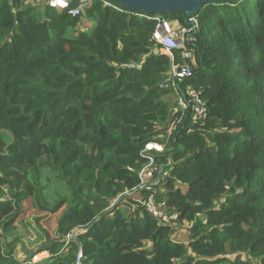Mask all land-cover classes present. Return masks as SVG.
<instances>
[{
	"label": "trees",
	"instance_id": "obj_1",
	"mask_svg": "<svg viewBox=\"0 0 264 264\" xmlns=\"http://www.w3.org/2000/svg\"><path fill=\"white\" fill-rule=\"evenodd\" d=\"M31 1L0 0V264L44 252L35 264H74L79 251L84 264H264V0L203 5L181 80V52L153 36L160 20L193 27L185 13L95 0L80 30V16ZM149 144L174 223L138 190ZM183 222L187 243L174 239Z\"/></svg>",
	"mask_w": 264,
	"mask_h": 264
},
{
	"label": "built area",
	"instance_id": "obj_2",
	"mask_svg": "<svg viewBox=\"0 0 264 264\" xmlns=\"http://www.w3.org/2000/svg\"><path fill=\"white\" fill-rule=\"evenodd\" d=\"M95 0H47L46 4L51 8H57L60 10H67L72 16H80L83 22L84 15L88 7L92 5ZM190 22L193 27L183 26L176 21L160 20L154 33V39L160 43L165 52L172 56L173 50H179L183 59L181 65H175L172 70V79L181 80L192 75V65L188 61L193 59V53L187 48V39L191 33L192 28H196L195 19L191 18ZM175 84V83H173ZM172 84V85H173ZM162 87H167L164 85ZM190 103H192V109L197 120L204 123L208 118V107L206 102L201 98L200 94L190 89ZM181 105L187 107L185 100L181 99ZM155 144H149L145 150V156L147 163L139 171L140 184L138 190H147L149 194L145 197L143 204L149 213H151L160 223L170 224L178 220V213L170 212L167 208L166 201L157 202L155 197L158 193L155 184L159 182L156 177V173L160 172V167L157 165L156 159L149 152L153 149ZM71 235L66 237V245L70 241ZM84 255L82 251H79L76 255L74 264H84Z\"/></svg>",
	"mask_w": 264,
	"mask_h": 264
},
{
	"label": "water",
	"instance_id": "obj_3",
	"mask_svg": "<svg viewBox=\"0 0 264 264\" xmlns=\"http://www.w3.org/2000/svg\"><path fill=\"white\" fill-rule=\"evenodd\" d=\"M126 8L146 15H162L174 12L186 14V22L207 3H217L228 0H111ZM194 24V22H190Z\"/></svg>",
	"mask_w": 264,
	"mask_h": 264
},
{
	"label": "rangeland",
	"instance_id": "obj_4",
	"mask_svg": "<svg viewBox=\"0 0 264 264\" xmlns=\"http://www.w3.org/2000/svg\"><path fill=\"white\" fill-rule=\"evenodd\" d=\"M31 3L33 5H37L38 7H43L46 4V1L45 0H34V1H31ZM88 26H89V21L87 19L83 18V22L81 20V28L79 27V29L80 30H83V29L86 30V29H88ZM181 99H182L181 96L177 93L176 90H175V92H173L172 94H170L168 96V100L172 103V105H177V106L180 105V106H182L180 104L181 103ZM159 147H160L159 149L163 150L162 149L163 146L159 145ZM183 190L186 191L185 188H183ZM124 207H126V209L129 210V206L128 205L124 204ZM176 227L177 228H176V230L174 232V239L176 241H179V242L187 243L189 241V234H190L189 227H190V224L188 222H183L181 224H177ZM18 232L20 233V230ZM7 239L8 240L12 239L9 234L7 235ZM149 245H150V243H148L147 246H149ZM21 252H23L21 249L19 251L17 250V254H18L19 257H20ZM24 257H25V255H24ZM48 257H49L48 255H42V254H41V256L38 255V256H36V257H34L32 259L31 263L35 264L37 262H42L43 260H45ZM26 264H29V263H26Z\"/></svg>",
	"mask_w": 264,
	"mask_h": 264
},
{
	"label": "crops",
	"instance_id": "obj_5",
	"mask_svg": "<svg viewBox=\"0 0 264 264\" xmlns=\"http://www.w3.org/2000/svg\"><path fill=\"white\" fill-rule=\"evenodd\" d=\"M42 255H48L49 256V254L47 253V252H44V253H41ZM41 254H39V256H41ZM38 256V255H37Z\"/></svg>",
	"mask_w": 264,
	"mask_h": 264
},
{
	"label": "bare ground",
	"instance_id": "obj_6",
	"mask_svg": "<svg viewBox=\"0 0 264 264\" xmlns=\"http://www.w3.org/2000/svg\"><path fill=\"white\" fill-rule=\"evenodd\" d=\"M192 73H193V71H192ZM192 76V75H191ZM66 240V239H65Z\"/></svg>",
	"mask_w": 264,
	"mask_h": 264
}]
</instances>
